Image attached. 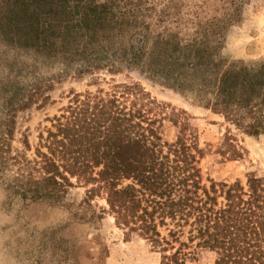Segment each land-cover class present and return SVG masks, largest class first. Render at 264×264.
<instances>
[{
    "label": "trees",
    "instance_id": "obj_1",
    "mask_svg": "<svg viewBox=\"0 0 264 264\" xmlns=\"http://www.w3.org/2000/svg\"><path fill=\"white\" fill-rule=\"evenodd\" d=\"M3 1L1 141L11 134L14 112L48 87L37 68L56 64L61 73L78 74L138 67L191 93L245 133L264 132V63L225 65L219 56L221 24L234 15L205 26L194 17L195 30L182 38L154 30L144 19L152 7L141 11L132 1ZM116 88L74 94L8 187L22 197L59 202L81 183L86 201L103 195L124 239H143L168 263L185 264L207 249L215 264H264V176L249 177L245 186L204 181L182 113L167 111L133 85ZM168 125L176 129L172 140L165 137Z\"/></svg>",
    "mask_w": 264,
    "mask_h": 264
},
{
    "label": "rangeland",
    "instance_id": "obj_2",
    "mask_svg": "<svg viewBox=\"0 0 264 264\" xmlns=\"http://www.w3.org/2000/svg\"><path fill=\"white\" fill-rule=\"evenodd\" d=\"M114 1L119 5L132 1V7L141 11L152 7L146 10L145 21L156 31L169 30L182 38L195 30L194 17L205 26L206 22L232 14L233 19L224 20L217 35L219 56L225 65L256 67L264 63V0ZM0 11H8L3 0ZM157 17L163 21L157 24ZM178 19L180 23L174 22ZM3 49L0 44V53ZM120 67L118 71L104 67L82 74L73 69L61 73L59 64L37 68L36 75L48 87L42 88L41 98L14 112L11 134L0 140V151L6 158L0 160V264H173L150 249L143 239H124L103 195L86 201V187L81 183L70 187L59 202L22 197L8 187L17 176L20 161L35 158L39 134H45L52 118L74 94L110 92L124 84L133 85L166 106L167 111L182 113L197 147L196 158L204 181L209 177L245 186L249 177L264 176V132L245 133L221 113L197 102L191 93L180 92L138 67ZM5 72L0 63V81ZM23 79L28 81L31 76L27 74ZM6 97L0 87V111ZM175 133L173 126L166 127L167 139L172 140ZM185 264H215L214 254L207 249L198 250Z\"/></svg>",
    "mask_w": 264,
    "mask_h": 264
}]
</instances>
